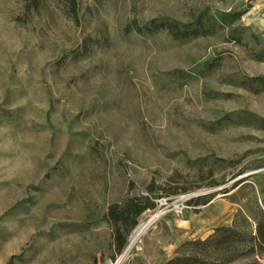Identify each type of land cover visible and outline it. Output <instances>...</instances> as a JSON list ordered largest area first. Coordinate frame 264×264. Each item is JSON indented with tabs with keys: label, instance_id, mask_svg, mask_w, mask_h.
<instances>
[{
	"label": "rangeland",
	"instance_id": "374dc122",
	"mask_svg": "<svg viewBox=\"0 0 264 264\" xmlns=\"http://www.w3.org/2000/svg\"><path fill=\"white\" fill-rule=\"evenodd\" d=\"M42 1L0 0V264H113L157 210L121 264H163L219 226L255 230L264 0H78V14ZM202 13L236 18L188 40L132 28ZM170 187L122 248L110 205Z\"/></svg>",
	"mask_w": 264,
	"mask_h": 264
},
{
	"label": "trees",
	"instance_id": "16d2710c",
	"mask_svg": "<svg viewBox=\"0 0 264 264\" xmlns=\"http://www.w3.org/2000/svg\"><path fill=\"white\" fill-rule=\"evenodd\" d=\"M29 8H39L42 0H26ZM74 13L78 14V0H68ZM235 14H226L218 18L214 15L202 13L191 22L154 18L145 25L136 24L139 33L153 34L166 31L177 40H188L198 36L214 34L220 27L230 24L236 18ZM231 18V19H230ZM156 184L149 185L148 191L154 192ZM179 190L170 187L165 193H151L144 196L146 203H139L135 198H130L124 203H112L107 213L108 220L112 223L117 234L122 237L121 247L126 244L128 235L138 224L139 216L148 208L156 206L155 197L176 194ZM245 219V227L249 220ZM179 254L163 264H236L245 259L264 256V208L261 209L256 229L245 231L240 226H219L215 232L205 239H191L181 244ZM256 260L260 262L257 258ZM261 263V262H260Z\"/></svg>",
	"mask_w": 264,
	"mask_h": 264
},
{
	"label": "bare ground",
	"instance_id": "6f19581e",
	"mask_svg": "<svg viewBox=\"0 0 264 264\" xmlns=\"http://www.w3.org/2000/svg\"><path fill=\"white\" fill-rule=\"evenodd\" d=\"M163 213L162 210H157L155 213H153L150 217L147 218V220L143 221L133 232L131 239L128 243V245L126 246L124 252L122 253L121 256L126 255L132 250V248L134 247V245L136 244L137 240L139 239V237L145 232V229L147 228L149 222L152 219H158L160 217V215ZM121 256L113 263V264H121Z\"/></svg>",
	"mask_w": 264,
	"mask_h": 264
},
{
	"label": "water",
	"instance_id": "95a60500",
	"mask_svg": "<svg viewBox=\"0 0 264 264\" xmlns=\"http://www.w3.org/2000/svg\"><path fill=\"white\" fill-rule=\"evenodd\" d=\"M157 219H152L150 222H149V224H148V226H147V228L145 229V231L156 221ZM124 258H125V255H123V256H121V262L124 260Z\"/></svg>",
	"mask_w": 264,
	"mask_h": 264
}]
</instances>
